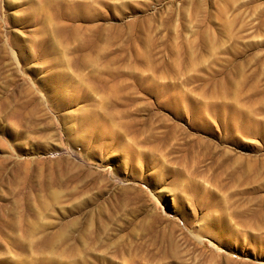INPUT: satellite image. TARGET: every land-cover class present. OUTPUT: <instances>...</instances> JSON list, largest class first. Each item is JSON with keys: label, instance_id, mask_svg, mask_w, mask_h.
Listing matches in <instances>:
<instances>
[{"label": "rangeland", "instance_id": "rangeland-1", "mask_svg": "<svg viewBox=\"0 0 264 264\" xmlns=\"http://www.w3.org/2000/svg\"><path fill=\"white\" fill-rule=\"evenodd\" d=\"M0 264H264V0H0Z\"/></svg>", "mask_w": 264, "mask_h": 264}]
</instances>
